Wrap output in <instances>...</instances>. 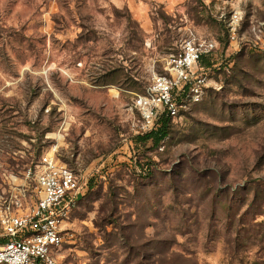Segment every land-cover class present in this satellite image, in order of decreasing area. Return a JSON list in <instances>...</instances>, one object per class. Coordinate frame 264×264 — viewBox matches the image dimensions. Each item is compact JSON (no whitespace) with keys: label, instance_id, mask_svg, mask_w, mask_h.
I'll return each mask as SVG.
<instances>
[{"label":"rangeland","instance_id":"374dc122","mask_svg":"<svg viewBox=\"0 0 264 264\" xmlns=\"http://www.w3.org/2000/svg\"><path fill=\"white\" fill-rule=\"evenodd\" d=\"M189 37L210 86L142 141L133 99ZM52 151L85 185L57 264H264V0H0V200L32 207Z\"/></svg>","mask_w":264,"mask_h":264},{"label":"built area","instance_id":"2783aa9c","mask_svg":"<svg viewBox=\"0 0 264 264\" xmlns=\"http://www.w3.org/2000/svg\"><path fill=\"white\" fill-rule=\"evenodd\" d=\"M240 17L229 21L231 41L237 40ZM218 50L215 39L189 37L167 57L166 71L152 77L131 109L138 114L137 131H151L164 118L174 119L203 100L210 86L205 57ZM33 176L38 198L32 207H23L13 196L0 200V264H57L56 254L64 241V223L72 208L85 194L78 174L61 162L54 151L45 153Z\"/></svg>","mask_w":264,"mask_h":264},{"label":"trees","instance_id":"16d2710c","mask_svg":"<svg viewBox=\"0 0 264 264\" xmlns=\"http://www.w3.org/2000/svg\"><path fill=\"white\" fill-rule=\"evenodd\" d=\"M108 74L109 75H125V73L121 69H113ZM145 90L146 88L144 89V91ZM172 120L173 119L171 118H164L159 127H157L156 129H152L151 131H148V132L139 133L137 137L142 141L147 142L151 140L154 145H159L168 136L169 128H170V121Z\"/></svg>","mask_w":264,"mask_h":264}]
</instances>
